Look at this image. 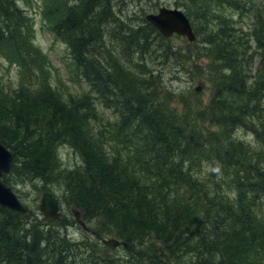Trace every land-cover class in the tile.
<instances>
[{
    "label": "trees",
    "instance_id": "obj_1",
    "mask_svg": "<svg viewBox=\"0 0 264 264\" xmlns=\"http://www.w3.org/2000/svg\"><path fill=\"white\" fill-rule=\"evenodd\" d=\"M70 1H48L47 14L88 83L79 96L52 85L19 0H0V54L20 74L18 90L0 88L13 154L3 180L56 183L96 238L74 242L65 214L48 223L0 204V264H87L83 247L106 235L127 243L123 264H264V0H184L197 35L185 48L145 15L124 20L118 0ZM228 9L255 18L252 38ZM180 72L190 86L177 90ZM98 103L115 115L110 130L94 126ZM60 145L82 163L63 166Z\"/></svg>",
    "mask_w": 264,
    "mask_h": 264
},
{
    "label": "rangeland",
    "instance_id": "obj_2",
    "mask_svg": "<svg viewBox=\"0 0 264 264\" xmlns=\"http://www.w3.org/2000/svg\"><path fill=\"white\" fill-rule=\"evenodd\" d=\"M50 0H19L20 5L27 11L30 16V26L32 28V38L35 45L38 46L50 59V72H51V82L54 87H59L60 90L64 92H70L74 96H79V94L86 92L88 90V83H86L83 77H77L74 72V66L72 63L70 51L67 45L59 40H56L51 29V18L47 14V4ZM119 5L116 8L120 12L121 17L125 20L128 18L132 19V23L140 22L141 17H146L147 13L155 12L160 7H170V8H180L186 11L184 0H118ZM75 1H70L74 3ZM237 21L238 26L243 28L244 31L248 30V33L244 34L243 37L251 36V28L253 27L255 18L244 12L238 13L235 10H225ZM186 43H189L187 38L174 35L171 38L170 44L176 46L177 48H185ZM200 45V43L198 42ZM250 44L255 47V42L250 39ZM204 63L203 59H200ZM258 62V58H256ZM180 79L173 78L168 84L174 89H183L190 86L189 76L180 72ZM172 77V74L170 75ZM199 82V81H198ZM202 83V82H200ZM196 84V83H195ZM207 86L206 82L202 83ZM20 85V74L19 67L10 58L3 54H0V88H4L7 94H12ZM203 96L206 100L208 97V91L203 89ZM66 95V93H64ZM98 120L94 125L96 129L106 126L110 130V124L115 118L112 110L106 108L105 106L98 103ZM238 136L245 141H254L253 134L250 131L240 130ZM69 146V145H68ZM59 146V155L62 157V163L65 167H75L82 163V159L78 152H76L72 147ZM43 182L37 179L33 181H27L24 184L14 183L13 190L18 194L20 200L23 204L31 209V211H36L38 218L42 221L44 220L43 214L39 210V202L44 191H47L43 186ZM52 192L60 198V202L63 208V214L67 217L64 218L63 223L67 226L66 233L72 238L74 242L88 241L92 244L95 240V233L89 229L86 231L83 229L76 221L71 212V204H67L62 196L60 195L61 190L56 183H48ZM72 216V219L71 217ZM90 226V225H89ZM112 235H106L103 238H110ZM98 241V240H97ZM88 245L83 247L84 258L88 259L87 264H109L110 261L107 255L110 254L115 258L112 263L119 264V262L128 263L133 257L123 247L111 250L106 247L102 240L98 241V245L94 246L91 250L86 249ZM95 253L93 258L87 257L88 253ZM109 255V256H110ZM141 264H152L148 258H141Z\"/></svg>",
    "mask_w": 264,
    "mask_h": 264
},
{
    "label": "water",
    "instance_id": "obj_3",
    "mask_svg": "<svg viewBox=\"0 0 264 264\" xmlns=\"http://www.w3.org/2000/svg\"><path fill=\"white\" fill-rule=\"evenodd\" d=\"M146 19L164 38L178 35L186 37L189 42H195L197 39L191 20L180 8L163 6L155 12L147 13ZM12 162V152L0 141V204L11 210L24 213L27 210L26 207L13 188L3 181V176L10 171ZM39 210L49 223L55 222L62 216L60 199L49 191L43 192L39 202ZM72 212L75 221L82 228L89 229L76 207L72 208ZM102 241L110 249H116L120 245L126 246L127 244L116 237L104 238Z\"/></svg>",
    "mask_w": 264,
    "mask_h": 264
},
{
    "label": "bare ground",
    "instance_id": "obj_4",
    "mask_svg": "<svg viewBox=\"0 0 264 264\" xmlns=\"http://www.w3.org/2000/svg\"><path fill=\"white\" fill-rule=\"evenodd\" d=\"M120 24H122V23H120ZM147 60V59H146Z\"/></svg>",
    "mask_w": 264,
    "mask_h": 264
}]
</instances>
